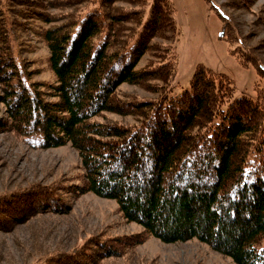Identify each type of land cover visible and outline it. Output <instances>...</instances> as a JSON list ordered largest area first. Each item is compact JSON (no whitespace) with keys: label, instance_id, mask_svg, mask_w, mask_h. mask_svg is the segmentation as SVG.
I'll use <instances>...</instances> for the list:
<instances>
[{"label":"trees","instance_id":"16d2710c","mask_svg":"<svg viewBox=\"0 0 264 264\" xmlns=\"http://www.w3.org/2000/svg\"><path fill=\"white\" fill-rule=\"evenodd\" d=\"M19 2L0 0L7 115L0 129L33 148L71 144L85 173L80 184L65 188L75 197L114 199L127 221L143 227L142 235L95 243V261L153 236L165 243L196 238L235 264H264V64L239 45L229 17L219 13L222 36L242 65L255 66L261 79L256 98H234V80L204 64L190 87L171 94L180 36L172 0H65L87 5L44 33L56 82L36 81L19 46ZM147 55L152 58L138 69ZM124 83L157 96L122 103L116 91ZM105 112L142 119L133 125L93 120ZM25 198L32 200L19 206ZM70 209L53 186L5 194L0 229L15 213L23 218ZM82 256L59 255L46 264H90Z\"/></svg>","mask_w":264,"mask_h":264},{"label":"rangeland","instance_id":"374dc122","mask_svg":"<svg viewBox=\"0 0 264 264\" xmlns=\"http://www.w3.org/2000/svg\"><path fill=\"white\" fill-rule=\"evenodd\" d=\"M17 1L20 4L14 3L17 5L14 9L20 14L12 15L19 24L17 34L22 56L34 80L53 84L56 76L49 63L50 49L44 33L60 25L68 15L83 10L87 2L75 5L66 4L65 0ZM172 1L180 36L176 42L178 65L171 81V94H180L190 87L197 65L204 64L234 80V98L244 95L256 98L255 86L261 82L260 76L254 65H242L231 53L230 43L222 36L223 21L219 13L227 15L236 27L239 45L264 64V0ZM151 58L145 56L138 69L145 67ZM261 84L264 86L263 82ZM116 94L122 103L157 96L139 85L127 83L120 85ZM2 96L0 84V120L7 118ZM141 119L105 112L93 120L133 125ZM84 173L80 154L71 144L50 149L33 148L16 134L0 129V196L20 190L37 192L53 186L64 201L71 203L67 213L47 211L23 218L15 213L14 220L0 229V264H46L53 257L79 253H83L80 259L85 262L92 259L90 264H235L230 257L196 238L165 243L153 236L119 256L95 261V243L142 235L143 227L127 221L116 200L94 193L75 197L65 188L80 184ZM36 197L40 199L41 195L36 193ZM30 200H20L19 206L27 205L25 202Z\"/></svg>","mask_w":264,"mask_h":264}]
</instances>
